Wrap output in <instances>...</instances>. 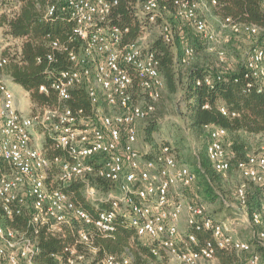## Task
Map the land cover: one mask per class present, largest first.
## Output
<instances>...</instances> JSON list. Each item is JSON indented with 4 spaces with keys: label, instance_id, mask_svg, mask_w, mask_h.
Returning a JSON list of instances; mask_svg holds the SVG:
<instances>
[{
    "label": "built area",
    "instance_id": "2783aa9c",
    "mask_svg": "<svg viewBox=\"0 0 264 264\" xmlns=\"http://www.w3.org/2000/svg\"><path fill=\"white\" fill-rule=\"evenodd\" d=\"M146 0L135 6V16L155 24L161 16L159 2ZM117 0H53L45 5L44 17L56 14L67 17L72 23L71 42L77 40V50L50 43V48L65 53L69 62L51 80L48 87L41 85L39 93L52 91L60 102L70 99L71 90L84 87L91 112L73 111L69 107H47L40 113L23 114L17 104L15 91L0 77V160L7 163L8 172L0 174V207L4 217L12 219L25 209H31L29 226L33 234L40 228L51 235L64 236L65 229L72 231L74 242L67 245L68 264H131L130 256L105 255L95 259L98 249L93 239L106 237L114 231L113 222L120 218L128 222L136 235L153 243L158 250L180 264H199L215 259V251L248 253L247 264H263L252 247L234 236L227 223L218 222L208 215L205 206L189 202L186 192L195 182L194 172L179 164L167 144L153 153H141L137 148V125L154 111L164 85L159 74L158 60L150 50L149 42L140 32L132 40H124L128 27L109 22ZM213 6L214 0L210 1ZM174 18L188 23L200 34L209 50L212 45L229 41L209 30L201 9L202 0H173ZM20 3L10 5L0 0V21L12 19ZM222 29L231 34L255 36L260 29L252 24L239 23L232 18L220 22ZM0 25V73L11 63L20 60L21 42L7 34ZM159 37L171 44L174 31L164 21L158 26ZM5 38V39H4ZM14 45H18L14 48ZM192 49L186 48L182 64H187ZM224 59V51L217 52ZM52 60V56H47ZM244 76L264 93V46L249 50L244 59ZM12 81V79L10 80ZM204 82L208 85L210 79ZM199 84V83H197ZM147 102H135L136 92ZM104 105L108 112L100 110ZM114 111V112H112ZM219 112L228 118L236 116L224 106ZM41 128L53 147L64 152V158L52 160L45 156L34 134ZM226 131L212 127L206 145V156L212 169L225 174L230 169V158L225 152ZM147 155V156H146ZM56 169V174L51 171ZM240 177L256 185L264 183V144L256 153L236 165ZM89 177L110 184L108 192L90 185ZM73 181L84 184L85 200L95 205H108L92 215L81 203L73 200L65 187ZM246 183L236 188V199L242 213H246ZM73 220L81 226L73 229ZM184 228H181V221ZM252 227L264 228V206L251 216ZM207 232L210 238L199 240L196 232ZM264 240V231L253 232ZM82 249H77V247ZM39 247L25 231H16L0 224V260L6 264H37ZM91 255V256H89Z\"/></svg>",
    "mask_w": 264,
    "mask_h": 264
},
{
    "label": "trees",
    "instance_id": "16d2710c",
    "mask_svg": "<svg viewBox=\"0 0 264 264\" xmlns=\"http://www.w3.org/2000/svg\"><path fill=\"white\" fill-rule=\"evenodd\" d=\"M52 1L18 0L20 8L15 17L1 19L0 25L6 26L7 34L13 38L23 39L20 60L5 67L4 74L11 76L15 83L21 85L30 94L31 101L36 104L59 108L67 106L73 111L83 110L86 114H90V102L83 86L73 88L70 92V99L66 102H60L50 90L48 95L38 91L39 86L48 87L50 81L55 79L61 70L69 67L65 53L52 50L50 43L56 41L73 50H77L79 46L77 40L71 42L72 23L67 17L61 14L48 19L44 17L45 5ZM144 1L146 0H117L118 4L110 14V23L128 27L129 32L124 38L125 41L134 39L142 31L145 21L136 18L135 6ZM214 1L216 4L213 6L220 9L222 19L230 17L239 23L255 25L260 29L258 34L247 36L242 33H231L232 36L229 37L227 43L212 45L214 50L210 51L200 34L196 33L185 21L174 18L173 0H163L159 2L161 16L152 25L158 26V23L163 20L168 22L174 31V39L171 44H166L158 35L149 41V48L158 60L159 74L164 85L162 90L173 95L181 88L184 103L182 118L187 121L188 129L194 135L203 138L205 153L210 129L219 127L226 131L225 152L231 164L228 173L232 168L236 169L237 163L245 160L247 155L256 153L261 146L254 152L248 140L250 136L264 135V93L259 92L256 85L244 76L243 60L236 61L233 66L228 65L224 48L232 46L234 40L239 38L253 41L248 51L264 46V0ZM186 48H191L192 53L188 63L182 64ZM233 49L237 53V48ZM220 50L224 51L222 61L217 56ZM198 54L205 57H197ZM48 55L52 56L51 61L47 59ZM213 55L215 60L212 59ZM179 66L187 68L185 83L182 87L179 84ZM206 78L210 79L208 85L204 82ZM138 93L143 96L140 91ZM220 106H224L230 113L234 112L236 116L233 118L223 116L219 112ZM151 114L146 117V120ZM156 130L153 126L146 130L145 139L150 145L148 154L157 151L152 136ZM42 149L50 160L56 157L64 158V152L54 148L49 140L44 141ZM172 152L177 161L174 149ZM198 162L199 167L194 173L195 182L190 191L186 192L187 199L189 193H193L197 200L192 199L191 201L190 199L189 201L188 199L187 201L199 202L198 198L202 195L213 202L216 199L213 190L214 180L216 175L221 173L212 169L204 152L200 153ZM8 171L7 163L0 160V174ZM51 174H56V169H53ZM88 180L90 185L97 190L108 192L112 189L110 184L97 178L89 177ZM249 185L255 188L251 190ZM83 187L82 182L73 181L65 187V190L74 201L81 203L84 209L92 215L99 210H108V205H95L86 201ZM245 196L246 214L250 222L252 214L264 206V183L256 185L248 182ZM31 213V209H25L21 215L8 219L3 216L0 207V224L16 231H25L28 237L36 240L39 247V252L35 257L37 264H68L67 254L63 250L74 242L72 231L65 229L64 236H59L51 235L46 229L40 228L35 235L29 226ZM79 226L81 223L73 220V229ZM113 227L114 231L106 237L98 236L93 239V246L98 249L96 260L105 255L116 257L127 255L131 257V264H166L168 261L169 257L161 250L154 254L152 249L156 246L138 237L127 221L117 218L113 222ZM259 231H264V228L252 227L249 232L251 237L249 236L246 242L251 245L252 253L258 255L264 264V240L260 241L256 235H253V232ZM195 235L199 240L210 238L207 232L200 231ZM77 249H82V247L78 246ZM248 257L249 254L244 252L221 249L215 251L218 264H247ZM0 264H6V262L1 259Z\"/></svg>",
    "mask_w": 264,
    "mask_h": 264
},
{
    "label": "rangeland",
    "instance_id": "374dc122",
    "mask_svg": "<svg viewBox=\"0 0 264 264\" xmlns=\"http://www.w3.org/2000/svg\"><path fill=\"white\" fill-rule=\"evenodd\" d=\"M6 1L10 5H14L16 3V0ZM202 2L205 4V8H202L200 13L205 18L209 30L213 31L216 34H220V36L231 37L232 35L229 33V31L226 29H222L220 26V22L223 18L220 13V9L216 6H212L210 4V0H202ZM159 24L160 22L158 23V26ZM158 26L149 24L148 22L143 23L141 32L145 35L147 42L158 37ZM252 43V40L239 38L234 40L232 46L225 47L224 49L226 51L228 65L233 66L236 64V61L241 62ZM17 46L18 45H14L13 47L16 48ZM234 47L237 48V53L234 52ZM197 57L204 58L205 56L203 57L198 54ZM212 59H216L214 55ZM194 61L195 59L193 60V62ZM186 71V67L179 66L178 77L181 87L185 83ZM4 75V73H0V76ZM4 78L5 77H3V79ZM9 82L14 83L13 80ZM18 89L23 95L25 90L22 87ZM136 95L138 96L136 97ZM135 102L143 106L147 102V100L145 99V97L136 92ZM47 107L49 106L32 102L30 99V94L29 98L28 96H26V114L33 115L36 113H40ZM100 110L104 113L108 112V109H106L103 104L100 105ZM183 112L184 103L181 88H179L178 92L173 95H170L162 90L160 93V98L154 103L153 114H151V116L146 121L140 122L137 125V148L139 149V151H141V153H146L150 150V145L146 141L145 137L146 130L150 126H153L157 129L152 135L156 148L158 149L162 144L170 145V147L175 151V155L179 164L186 165L195 173L196 169L199 167L198 161L200 153L204 152V154L206 155L204 142L202 141L203 138L194 135L188 129L187 121L185 119L183 120L182 118ZM36 135L38 137L37 143L41 145V147H43L44 141L49 140L48 135L44 133L41 128H36ZM248 141L251 144L252 150L255 152L260 145L264 144V135L250 136ZM243 182L248 184L247 181L243 180L240 177L238 171L235 168H232L228 173L216 175V179L214 180L213 185L216 199H214L213 202L212 200H207L202 195L201 198L198 199L199 202L205 206L208 215H210L214 220L218 222L229 224L235 237L247 241V238L250 236L249 230L247 228L249 219L247 214L244 212L242 213V211L240 210L235 194V188ZM249 187V189L251 190L252 188H255L252 185H249ZM188 199L189 201L190 199L191 201L192 199L197 200L193 193H189ZM166 264L180 263L169 258L168 261H166ZM199 264H218V262L216 259H213L211 261L201 262Z\"/></svg>",
    "mask_w": 264,
    "mask_h": 264
},
{
    "label": "crops",
    "instance_id": "0c3cea01",
    "mask_svg": "<svg viewBox=\"0 0 264 264\" xmlns=\"http://www.w3.org/2000/svg\"><path fill=\"white\" fill-rule=\"evenodd\" d=\"M1 73H4V71H1ZM0 77H5L3 80L7 83V84H9V87L12 89V90H14L15 91V95H16V104H17V106H18V108H19V110L23 113V114H25V115H28V114H26L25 112H27V108H26V96H28V98H29V94H28V92L25 90L24 91V94L22 95L21 94V92L19 91V89L18 88H21L22 86L21 85H19V84H17V83H10L9 81L12 79L11 78V76H9V75H4V76H0ZM18 87V88H17ZM29 112V111H28ZM34 136H35V139H37L38 137H37V135H35L34 134ZM181 228H184V221L182 220L181 221ZM247 228H248V230H249V232L252 230V226H251V224H250V222H248L247 223Z\"/></svg>",
    "mask_w": 264,
    "mask_h": 264
}]
</instances>
